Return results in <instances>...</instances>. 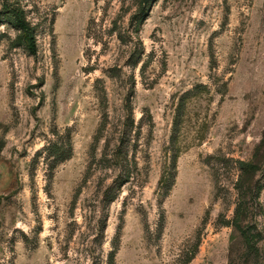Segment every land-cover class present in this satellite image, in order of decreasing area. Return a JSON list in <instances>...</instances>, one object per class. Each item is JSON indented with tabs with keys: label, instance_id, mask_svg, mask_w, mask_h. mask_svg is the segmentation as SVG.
Here are the masks:
<instances>
[{
	"label": "rangeland",
	"instance_id": "rangeland-1",
	"mask_svg": "<svg viewBox=\"0 0 264 264\" xmlns=\"http://www.w3.org/2000/svg\"><path fill=\"white\" fill-rule=\"evenodd\" d=\"M138 9L0 0V264H264V0Z\"/></svg>",
	"mask_w": 264,
	"mask_h": 264
},
{
	"label": "trees",
	"instance_id": "trees-1",
	"mask_svg": "<svg viewBox=\"0 0 264 264\" xmlns=\"http://www.w3.org/2000/svg\"><path fill=\"white\" fill-rule=\"evenodd\" d=\"M147 3H148V0H139V9L137 13H135V17H140L141 15H143V11ZM241 165L247 166V164L245 163H242Z\"/></svg>",
	"mask_w": 264,
	"mask_h": 264
}]
</instances>
